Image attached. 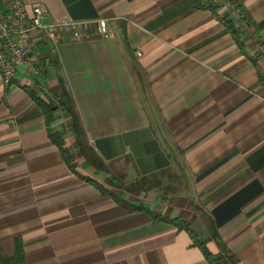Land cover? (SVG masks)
<instances>
[{
  "label": "crops",
  "instance_id": "obj_1",
  "mask_svg": "<svg viewBox=\"0 0 264 264\" xmlns=\"http://www.w3.org/2000/svg\"><path fill=\"white\" fill-rule=\"evenodd\" d=\"M22 1L44 23L78 24L55 43L36 34L37 73L20 64L8 85L0 73L1 251L19 244L24 264H209L198 242L213 226L236 264H264V0ZM60 81L106 169L81 155L70 169L49 137L36 98Z\"/></svg>",
  "mask_w": 264,
  "mask_h": 264
},
{
  "label": "trees",
  "instance_id": "obj_2",
  "mask_svg": "<svg viewBox=\"0 0 264 264\" xmlns=\"http://www.w3.org/2000/svg\"><path fill=\"white\" fill-rule=\"evenodd\" d=\"M235 7L240 13V18L246 21L247 23H251L248 13L239 2H235ZM36 102L42 109V112L46 119L49 137L51 138L52 142L56 144L59 148L62 158L68 164L70 169H73V164L70 163V161L75 158L76 155H81L87 163L93 165L97 170L106 169V165L100 158V156H98L96 152L87 145L85 131L80 123L78 114L74 107L73 100L61 81L60 87L56 92L51 94V96H48L46 100L36 98ZM56 110L64 111L67 115V123L63 124V128L61 131L52 130L51 126H49ZM63 132H69L74 138V141L71 142L69 145L65 144L64 138L62 136ZM113 177L106 179L105 183L111 181ZM82 178L88 181H92L95 185L100 186L94 179H91L89 177ZM116 179L117 182L122 183L119 181L120 178L117 177ZM144 184L145 183H143V179L136 180V185L144 187ZM110 189L127 190L129 188H99L101 193L109 194L116 198V196L113 194V192L110 191ZM176 224L178 226L180 225V223L177 222ZM208 240L212 241L216 245L217 251L215 253H212L207 249L206 242ZM198 245L201 248L204 257L209 264H236L235 257L233 256V254L227 251L226 246L224 245L221 237L218 235L216 229L213 226H210L208 228V238L200 240L198 242ZM0 264H24L20 245L16 243V247L13 254L9 256L5 255L0 249Z\"/></svg>",
  "mask_w": 264,
  "mask_h": 264
},
{
  "label": "built area",
  "instance_id": "obj_3",
  "mask_svg": "<svg viewBox=\"0 0 264 264\" xmlns=\"http://www.w3.org/2000/svg\"><path fill=\"white\" fill-rule=\"evenodd\" d=\"M44 13L40 5L33 4L28 9L22 0H9L8 8L0 9V73L5 85L11 82L20 64L25 65L28 73H37L36 34L55 43L62 30L73 29L78 24L70 18L44 23ZM98 26L103 37L109 35L105 19H99Z\"/></svg>",
  "mask_w": 264,
  "mask_h": 264
},
{
  "label": "rangeland",
  "instance_id": "obj_4",
  "mask_svg": "<svg viewBox=\"0 0 264 264\" xmlns=\"http://www.w3.org/2000/svg\"><path fill=\"white\" fill-rule=\"evenodd\" d=\"M96 182H97V181H96ZM97 183H98V184H101L102 182H101V183H100V182H97Z\"/></svg>",
  "mask_w": 264,
  "mask_h": 264
}]
</instances>
